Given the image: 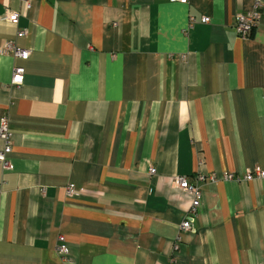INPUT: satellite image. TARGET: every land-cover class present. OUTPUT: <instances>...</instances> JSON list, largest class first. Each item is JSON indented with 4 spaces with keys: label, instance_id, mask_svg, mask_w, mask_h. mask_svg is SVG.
<instances>
[{
    "label": "crops",
    "instance_id": "crops-1",
    "mask_svg": "<svg viewBox=\"0 0 264 264\" xmlns=\"http://www.w3.org/2000/svg\"><path fill=\"white\" fill-rule=\"evenodd\" d=\"M29 1L0 0V48L30 51L0 53V264H264V180H220L264 169V0L247 39L255 0ZM197 173L218 180L174 252L191 196L172 179Z\"/></svg>",
    "mask_w": 264,
    "mask_h": 264
},
{
    "label": "built area",
    "instance_id": "built-area-1",
    "mask_svg": "<svg viewBox=\"0 0 264 264\" xmlns=\"http://www.w3.org/2000/svg\"><path fill=\"white\" fill-rule=\"evenodd\" d=\"M174 3L187 4L188 0H170ZM24 3L25 9L29 10L31 8V3L29 0H22ZM262 1L255 0L252 10L245 14H237L235 16L234 29L239 38L247 39L254 32L258 23L262 18ZM19 14L18 12L6 11L5 20L12 25L18 23ZM201 23L208 24L209 18L202 17ZM195 24V19L190 17L189 26L190 28ZM26 35L24 30L18 31L16 37L22 38ZM0 53L2 54H11L14 59L26 60L29 57L30 51L27 49H20L16 47L11 41L6 42L1 48ZM24 81V70L19 66H14L12 70L11 85L20 86ZM0 142H2V147L0 148V165L3 171H8L11 168V163L9 159V154L12 149V131L10 129V122L7 117L0 118ZM156 170L154 168L149 169V174L154 175ZM218 178L213 175H205L202 173H197L193 176L192 181L185 176H175L172 179V186L189 196H191V205L188 211L186 212L185 219L179 226L178 235L174 241L173 250L174 252L178 249L179 244L182 242V234L186 232L195 231V222L198 218V210L201 205V200L203 192L201 190V184L210 182L214 183ZM220 180L224 182L234 181L240 182L245 181L249 182L252 180H264V169L254 168L247 172H244L241 176H236L232 173H225L221 175ZM76 189L73 184H68L66 187V196L71 197L75 195ZM57 253L61 256H66L69 253L66 240L63 236H58L57 239Z\"/></svg>",
    "mask_w": 264,
    "mask_h": 264
}]
</instances>
